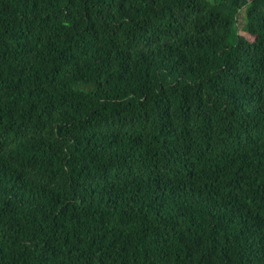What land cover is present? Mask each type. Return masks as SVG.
<instances>
[{"label":"trees","instance_id":"obj_1","mask_svg":"<svg viewBox=\"0 0 264 264\" xmlns=\"http://www.w3.org/2000/svg\"><path fill=\"white\" fill-rule=\"evenodd\" d=\"M0 264H264V0H0Z\"/></svg>","mask_w":264,"mask_h":264},{"label":"rangeland","instance_id":"obj_2","mask_svg":"<svg viewBox=\"0 0 264 264\" xmlns=\"http://www.w3.org/2000/svg\"><path fill=\"white\" fill-rule=\"evenodd\" d=\"M209 3L212 2V0H207ZM246 9L244 8L241 12L240 15L238 16V29H239V34L243 35V26L245 24V18H246V13H245Z\"/></svg>","mask_w":264,"mask_h":264}]
</instances>
